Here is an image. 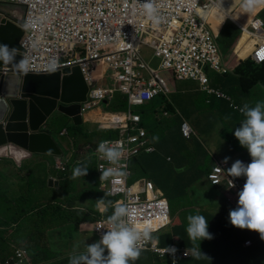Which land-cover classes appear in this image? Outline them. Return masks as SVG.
Here are the masks:
<instances>
[{
	"label": "clouds",
	"instance_id": "1",
	"mask_svg": "<svg viewBox=\"0 0 264 264\" xmlns=\"http://www.w3.org/2000/svg\"><path fill=\"white\" fill-rule=\"evenodd\" d=\"M122 1L124 3V6H122L124 16L113 24L92 33L96 39V52L99 57L93 59L94 57L91 58L90 55L89 64L84 65L80 58L87 56V51L84 45H80L77 50L82 51V54H77L71 58L76 64L51 73L29 72V61L26 58L27 51L22 45L26 36L24 25L28 4L0 2L1 6L15 9L13 13L0 10V22L6 18L14 20L25 31L20 42L24 49V58L17 62L16 67L18 69L4 68L5 73H7L6 71H13L23 75L27 73L53 74L78 67L89 86L87 100L82 103L81 107V124L76 125L71 117L56 110V113L68 118L72 125L82 127L83 134L76 138L71 135L67 128H64L59 133L60 137L66 139L62 143L54 134L56 123L52 119L55 113L44 129L56 140L61 154H32L30 151L12 144L2 147L0 150H12L15 147L16 150L23 151L26 154V157L21 160H18L12 153L0 154V171L5 173V181H11L17 176L16 179L19 185L22 178L28 174L30 166L27 162L38 155H49L51 158L49 162L50 171L47 175L51 188H59L60 177L64 173H66L69 181L70 179L75 180L81 176H87L89 168L83 163L89 157L95 161L96 174L99 180L96 190L92 189L90 192V201H84L82 204L74 201V207L65 205V211L82 212L94 219V221L83 220L77 227L83 230L91 229L87 226L93 223V232L87 234V239L95 235L98 240L89 244L82 239L80 247L77 246L73 250H69L66 255L63 252L65 248L61 247L62 243L56 241L62 255L54 262L44 260L36 263L34 257L30 255L26 248L17 247L15 250L17 251L16 257L1 258L0 264H62L61 262L68 258L69 264H134L140 258V255L141 260H144L147 254L150 257L149 264H258L256 263L257 258L251 256V254L244 259L241 255L247 251L252 254L256 253L248 249L252 247L262 249L258 242H264V101H257L255 104L251 103V105L235 101L229 93L227 94V91L222 90L220 81L223 80L222 78L234 77L230 75H233L236 69L247 61H251L257 66L264 65V15H262L264 6L252 16L253 11L264 4V0H240L238 6L241 11L240 19L236 20L233 16H227L218 32L213 29L208 17L214 9L220 10L216 7V4L223 6L224 0H172L170 7L167 6V0ZM169 13L178 16H193L198 22L202 23L205 31H209L214 37L219 51V66H212L207 62L202 65L196 76H185L181 73L178 68L181 51L174 47L177 29L174 24H170V26L167 24L166 14ZM247 20L249 23H247ZM229 22L239 30V35L229 48L224 49L220 43V36ZM246 34H248L250 40L254 41V46L246 57L240 58L236 50ZM144 46L151 48L154 51L155 58L160 60L157 69L152 68L142 59L141 49ZM118 54H126L132 60V64L125 65L121 69H114L113 67L117 65L108 57ZM12 58L7 46H0V60L8 62ZM141 65H144V68ZM185 65L189 64L184 62L183 67ZM206 69L217 73L219 77L217 79L209 78ZM48 70H56L55 61L48 65ZM162 72L169 73L170 80L177 82L191 81L197 84V89L194 90L195 100L192 105H182L178 102L179 98L175 99L177 106L170 102V98L177 96L178 91L177 88L173 90L169 87L168 80L162 75ZM137 81H142L143 83L138 85L147 90H157L146 102L139 104L134 103L131 97L135 95H132L133 93L139 92L140 88L135 85ZM124 86L128 89L125 90ZM261 87L262 83L260 84ZM237 89L241 91L240 87H237ZM117 95L126 98L128 110H105L104 106L107 105V102ZM160 97L165 101L162 115L155 109V105L151 108V103H154ZM212 97L229 103V108L242 115L243 119L239 124L240 126L235 128L234 134H231L229 130L232 128L225 129L229 127V124L218 110L219 108L215 107L216 105L209 107ZM139 107H147L148 115L152 113L154 115V118H150V120L160 124L161 129L169 124L168 122L172 123L178 116L181 118V135L185 138L186 145L190 142L195 145L196 150L194 152L198 156L193 157V151L186 155V162L194 164L195 172L190 173L187 180L181 181L178 187H174L176 197L186 200L189 196L190 186L204 179L211 187L223 194L230 204L231 207H228L222 202L223 208H225L223 209L226 216L225 220L219 221V218H214L211 215H202L199 209L194 211L199 214H189L187 216V226L185 225L186 222L180 221L178 218H171L169 198L165 197L162 186L172 188L171 183H177L176 179L178 177H184L182 172L178 173L180 175L174 174L173 176H169L168 171L165 172L164 183H161L162 186L160 187L148 177L140 178V176H137L134 161L141 155L159 154L161 147H164V144L158 146L154 144V140L160 137V134H156V138L152 141L149 133L151 122H148L146 127L142 126L141 114L133 111V108ZM187 108L192 109L187 110ZM176 109L179 113L176 112ZM95 112L100 113L97 118L87 117L90 113ZM211 113L214 115H211ZM206 117L209 118L210 123L216 124V127L222 125L219 129L228 130L231 134L229 138V133L228 135L222 133L223 137L228 136V139H224L221 144L226 152L225 157L221 156L220 153L219 156L211 153L212 143H214L213 137L221 132L216 130L215 127L213 128L215 131L211 130L206 134L205 130H202V127L206 124L204 121ZM87 123L93 126L95 123H99L100 127L97 130L88 132L84 127ZM102 130H116L118 134L116 137L105 134L107 138L98 140L99 142L95 145L88 143L84 150L85 156L81 159H72L73 153L76 152L72 149L73 146L75 147L74 143H76L77 148L80 138L92 139L95 136L99 137ZM185 130L187 134H185ZM202 133L206 134L207 137L202 136ZM204 138L212 146L208 145L207 147ZM195 139L199 141V145L194 142ZM201 139L204 142H201ZM128 140H132L129 143L132 149L131 153L133 150H136V152L130 153L128 158L123 160L127 168L122 170L112 166H101L99 168V159L106 161L109 165H119L123 157V149L118 142ZM179 140L181 141V139ZM175 141L178 144V140ZM175 141H171L169 136V139L165 142L166 144H174ZM80 150L79 148L78 152ZM190 154L191 156H189ZM166 156H169V154ZM5 161H8L7 165ZM167 161H171V158L167 157ZM52 162H54V165H52ZM2 163L6 167L2 168ZM203 167L206 168L207 173L199 179L197 178V172ZM185 168L186 166L181 171ZM215 168L221 169V179L216 182L217 184H214L210 179V174L214 172ZM133 178L136 179L134 182H132ZM183 182L187 183L182 184ZM233 182L244 183L243 188L238 193L231 188L234 187ZM189 184L186 193L183 194L181 191L185 189L183 186ZM24 191V189H20L17 197L21 196ZM98 192L104 193L109 198L110 205L105 204L103 197L95 202ZM62 194L63 197L60 199L64 201L73 197L68 198V193H57L56 196ZM168 196L173 197L171 193ZM149 202H151L155 216L153 219L144 220L136 209ZM207 206H209V203ZM93 210L98 211L99 214L93 213ZM134 210L137 213H134ZM109 212L112 214L107 216ZM177 219L179 220L178 223L176 222ZM65 225L67 224L64 223L61 229ZM223 227L227 232L226 238L222 232ZM167 228L169 231H164ZM174 229L182 231L181 235L178 236L179 239H173ZM70 233L67 235H70ZM212 233H220L221 236L213 237ZM233 233L240 236H235ZM81 235L83 236L84 232ZM184 235L187 236L188 240H182ZM162 239L166 241L164 244ZM205 239L211 241L203 246V240Z\"/></svg>",
	"mask_w": 264,
	"mask_h": 264
},
{
	"label": "built area",
	"instance_id": "2",
	"mask_svg": "<svg viewBox=\"0 0 264 264\" xmlns=\"http://www.w3.org/2000/svg\"><path fill=\"white\" fill-rule=\"evenodd\" d=\"M0 2L28 4L24 25L26 36L22 45L27 51L29 72L34 73H51L73 66L76 63L71 58L82 54V51L77 50L80 45H84L87 51V56L80 58V61L84 65H88L90 55L91 58L94 57L93 59L99 57L96 52V39L92 33L113 24L124 16L122 0H0ZM171 3L172 0H167L168 7L171 6ZM168 10L171 12L169 8ZM166 21L169 26L174 24L177 29L174 47L181 51L178 68L183 75L196 76L202 65L207 62L212 66H219V51L214 37L209 31H205L202 23L193 16H178L172 13L166 14ZM108 59L117 65L113 67L114 69H121L125 65L132 64V60L126 54L109 56ZM53 61L56 62V70L49 71L48 65ZM184 62L189 65L183 67ZM141 67L144 68V65ZM142 83V81L135 83L140 89L138 93H133L132 95H135L131 96L132 101L136 104L146 102L157 92V90L150 91L138 85ZM123 88L128 89L126 86ZM157 88L160 89L159 86ZM185 134H187L186 130ZM131 141L118 142L123 149V157L119 165H109L106 161L98 158L99 168L101 166L118 167L121 170L127 168L123 160L128 158L131 153L132 149L129 146ZM135 152L136 150H133L131 154ZM220 173L221 169L215 168L214 172L210 174V179L214 184L220 181ZM229 181L230 179L228 183ZM233 183L234 187L231 188L237 193L244 186V183ZM136 210L144 220L153 219L155 216L151 202L144 203L141 208ZM134 213L137 211L134 210Z\"/></svg>",
	"mask_w": 264,
	"mask_h": 264
},
{
	"label": "trees",
	"instance_id": "3",
	"mask_svg": "<svg viewBox=\"0 0 264 264\" xmlns=\"http://www.w3.org/2000/svg\"><path fill=\"white\" fill-rule=\"evenodd\" d=\"M264 15V12L262 13ZM239 35V30L234 27L230 22L224 27L221 36H220V43L221 46L224 49L229 48V46L232 44L233 41L238 37ZM239 45V49L237 50L239 57L244 58L246 57L247 53V42L243 41L241 39ZM233 78H237L238 86L241 88V91L245 94V97L250 96V92L252 90H257V88L262 89L264 87V65L257 66L251 61H247L245 63H242L236 71L234 72ZM235 78V79H236ZM225 80V78H222ZM221 79V80H222ZM262 83V87L260 88V84ZM256 88V89H255ZM232 95V94H230ZM224 103V104H223ZM153 108L154 103H151ZM216 105V106H215ZM225 105V107H223ZM229 103H225L223 100H217L214 99V97L211 98V105L209 107H217L219 108L218 110L221 112V114L224 116V118H227V113H234L235 117L231 116V120H233V129H229L231 134H234L235 128L239 127L240 122L242 121V115L239 114V112L234 111L232 108H228ZM170 109V107H168ZM105 110H114V111H127L128 110V103L125 97H122V95H117L114 97V99L109 100L107 102V105L104 106ZM228 109V110H227ZM224 110V112H223ZM236 112V113H235ZM211 115H214L211 113ZM142 116V126H147L148 122H151V125L149 126V133L152 137V141L154 138H156V134H160V137H157L154 140L155 145H160V144H166L165 141L169 139V136L171 138V141L178 140V144L176 141L174 144L168 145L167 149L169 148H174V151H177L179 156L176 158H173V156H161V154H153V155H141L138 157L135 161V172L138 174L137 176H142L145 175L146 177L152 179L157 186H162L161 181L159 180L160 177L165 176V172H167L166 169L161 168L159 165V160L164 159L167 163L171 164L174 166H179L180 170L184 168V166L190 165L189 163L185 162L183 163L184 159L186 158V155L190 153V150H188L187 145H186V140L184 137L181 135L180 131V125H181V118L178 116L173 120V122H168L169 124H166L163 129L160 128V124H156V122L153 120L151 121L149 116L145 114H141ZM206 123V129L205 132L206 134L209 133L213 128L216 127V124H212L209 121V118L206 117L204 119ZM68 131L73 135L74 137H78L80 134H83V129L82 127H77V126H68L67 127ZM166 131V132H165ZM102 133L107 134L110 137H116L118 132L116 130L112 131H106L102 130ZM228 130H224L223 134L228 135ZM225 138H228V136H225ZM181 139V141L179 140ZM194 142L199 145V141L197 139L194 140ZM187 149V153L183 154V152ZM169 154V153H168ZM192 154V153H191ZM191 154L189 156H191ZM198 154L196 152H193V157H197ZM167 157L171 158V161H167ZM0 171V177L3 175L5 178V173ZM207 173L206 168L204 167L197 172V178H202L205 174ZM30 168L28 170V174L22 178V181H27L30 179ZM61 182H65L67 186L65 187V192L64 194H67L68 191L72 193H76L75 189L69 188L70 186L73 187L71 181H69L66 177V173L62 174L61 177ZM168 179V178H165ZM246 179V178H245ZM187 182H183L182 184H186ZM32 184V183H30ZM191 184V183H190ZM189 185H184L181 191L183 194L186 193L187 188L190 186ZM34 185V184H33ZM39 189L43 194H46L45 198L51 194V199L50 201H43L44 198H38L35 201L33 198L35 197H40L41 195H36L34 191L37 190V188L33 189V186L31 185L30 187H25L24 188V193L19 196V197H11L10 193L8 190L2 189L3 194L0 193V212L3 213L4 217L2 220H0V223L2 227L5 228V226L9 224H16L17 229H16V235L12 237V239H4L3 236L4 234H0V245L3 246V248L6 250V247L8 245L7 241H10L9 247L12 245H16L17 247H24L27 249V251L30 253L32 257H34V261L36 263H40L42 261H47V262H54L57 261V259L62 255L61 251L58 249V242H56L55 237L48 240L44 238L48 234V229H51L52 231L50 232V236L53 237V235L57 236V233H61L62 226L63 224L70 225V227L75 228V226H78L79 223L83 220H89V221H94L92 217H90L88 214L82 213V212H70V211H65V205L68 207H74L75 205V199L74 197H70L68 200L64 201L61 199H56V194L53 197V191L56 189L51 188L48 183V179L46 178L45 180L42 178V181L40 183ZM48 193V195H47ZM103 197L105 200V204H109V198L101 192H98L95 202L99 198ZM45 202V204H44ZM95 214H99L98 211H92ZM112 213L109 212L107 216H110ZM3 221V223H2ZM184 230V228H183ZM4 231V230H3ZM3 231H0L3 233ZM22 231H28L27 236H22L19 235ZM47 231V232H46ZM18 234V235H17ZM71 234V233H70ZM184 234V232H183ZM26 235V234H23ZM182 240H188L187 236L184 235L182 236ZM163 244L166 242L163 240ZM7 244V245H6ZM236 245L238 244L237 242L235 243ZM248 250H253L256 253H251L249 251L244 252L241 256L242 258H246L249 254L251 256H254L257 258L256 263L258 264H264V246L262 249L258 248H250ZM259 250V251H258ZM12 254H9L3 258H8L11 257ZM59 256V257H58ZM55 258V259H53ZM62 264L64 262H61Z\"/></svg>",
	"mask_w": 264,
	"mask_h": 264
},
{
	"label": "rangeland",
	"instance_id": "4",
	"mask_svg": "<svg viewBox=\"0 0 264 264\" xmlns=\"http://www.w3.org/2000/svg\"><path fill=\"white\" fill-rule=\"evenodd\" d=\"M0 10H7V11L13 13L15 9L12 7H6V6L0 5ZM141 57L152 68H154V69L158 68V66L160 64V60L155 58L154 51L151 48L144 46L141 49ZM206 74L211 79H217L219 77V75L217 73L211 71L210 69H206ZM162 75L168 80V85L173 90H174V88H181L184 85H190V84L194 83L191 81H189V82H177L175 80H170L171 77H170L169 73H167V72H162ZM194 84L197 85L196 83H194ZM238 91L241 95V102L244 104L248 103L249 105H251V103L255 104L257 101H264V87L262 89H257L255 91L250 92L249 98L245 97V94L242 91H240L239 89H238ZM184 97H185V95L181 96V98H184ZM177 98H178V96H174V97L170 98V102L172 104H174L175 106H177L175 103V99H177ZM154 105H155V109L158 111V113L162 115L163 108L165 107L164 99L161 97L157 98L154 102ZM191 109L192 108H187V110H191ZM147 110H148L147 107L133 108L134 112H137L140 114H145V115L149 116V118L153 119L154 118L153 113L148 115ZM176 112L179 113L178 109H176ZM53 120L56 123V128L54 130V134H55L56 138L59 139L63 143L66 139L64 137H60L59 133L62 129L67 128L68 126L69 127L72 126V122L68 118H66L65 116H63L59 113H56L53 116L52 121ZM99 125H100L99 123H95L94 126L87 123L86 125H84V127H85L86 131L92 132L94 130L99 129V127H100ZM221 126L222 125H218L216 127V130L221 132L217 135V138H216L217 142H221L222 133L225 129L232 128L231 126H229V127H226L225 129H222V128L219 129ZM202 136L207 137V135L203 134V133H202ZM106 138H107V136L105 135V133L100 134L99 137L95 136L92 139L80 138L81 140L77 143L78 147L76 148V143H74L75 147L73 146V148H72V149H74V151L76 150V152H74L72 155V159L83 158L85 156L84 150H85V147L87 146L88 143L95 145L96 143L99 142L98 140H103ZM204 140L206 141L207 147H208V145L212 146V145L208 144L207 139L204 138ZM204 140L201 139V142H204ZM187 146H188V150H190V151L194 152L196 150L195 145L191 142L188 143ZM79 148L81 150L78 152ZM69 149L71 150V148H69ZM218 151H219L221 156H224V157L226 156V152L223 149L222 145H220V144H219V150ZM186 153H187V149L183 152V154H186ZM169 155L173 156V158H176L177 156H179L177 151H173V152L169 153ZM39 159H41V160L38 161ZM50 159L51 158L49 157V155H42V156L38 155L33 160L27 162V163H29L28 165L30 166L31 178L28 179L27 181H21L19 183V185H18V182L16 179L17 176H15L13 180L8 181V182L5 181L4 176H1L0 193L3 194L2 189H5V190L9 191L11 197H17L19 195L20 189H24L25 187L28 188L32 185L33 189L37 188V190L34 191V193L36 195L42 194L40 197L33 198L34 201L38 198H44L43 201H47V200L50 201L51 194L48 195V193H47L48 196L45 198L46 194H43V192H41L39 189L42 178L45 180L47 178L49 171H50V167H49ZM185 162H186V158L184 159L183 163H185ZM83 164H86L87 167L89 168L88 175L85 177L81 176L75 180L70 179V181H71L70 185L72 184L73 187L70 186L69 188L75 189L76 193L74 194V193L68 191V195H67L68 198L70 196H73L75 201L78 204H82L84 201H90L91 200L90 199V192L92 191V189L96 190V188L99 185V180H98V176L96 174L94 159L89 157V159L86 160ZM52 165H54V162H52ZM169 165H171V164H169ZM171 167L175 171V174H177V175H180L178 173H181V172L183 173V175H186L189 172L190 173L195 172L194 171L195 170L194 164H190V165L186 166V168L183 171L180 170V167L178 165L177 166L172 165ZM53 170L55 171L54 167H53ZM141 177H146V173H145V175L140 176V178ZM135 180L136 179L133 178L132 182H134ZM159 180L162 183H164L163 177H160ZM30 183H32V184H30ZM61 186H62V188L59 187L58 189L53 191V194H52L53 197L55 196L56 192L61 194V193H64L66 191L65 187L67 186V184L65 182H62ZM19 187H20V189H19ZM162 188L165 192V197L169 198V204H170V209H171V214H170L171 218H174V219L178 218L180 221L186 222L185 223L186 226H187V216L189 214H193V215L199 214L197 212H194L197 209V207H201L202 215H206V212L204 211L203 204L209 203V205H213L214 204V198L223 202L226 206L231 207L230 204L224 198L223 194H221L218 190H215L213 187L210 186L209 183L204 182V181H198L197 183H194L190 186L189 196L187 197L186 200H181V199L177 198L176 192L173 188L168 187V186L167 187L162 186ZM169 193H171L173 197L170 198L168 196ZM62 197H63V194L58 195L56 197V199H60ZM44 204H45V202H44ZM3 217H4L3 213L0 212V220H2ZM2 223H3V221H2ZM87 227H89L91 229L83 230L82 228H78L77 226H75V228H73V227H70V225H65L63 227V229H61L62 232L57 233L56 234L57 236L53 235V237L50 236V232H49L52 230L48 229L47 230L48 234L44 238L50 240V239L55 237L56 241L62 243L61 247L65 248L63 252L66 255L69 252V250H73L77 246L80 247V242L82 241V239L86 238L87 234L93 232V223ZM16 229H17L16 224H9V225L5 226V228H4V227H2V225L0 223V231L4 230L3 233L0 232V234H4V236H3L4 239H6V238L12 239V237L15 236L17 233ZM164 231L168 232L169 229L167 228ZM69 232H71V234L67 235ZM82 232H84L83 236L81 235ZM23 234H26V235H23ZM28 234H29L28 231H22L21 233H19V235H22V236H27ZM212 234H213V237L221 236L220 233H212ZM90 238H91L90 241L87 240V243H89V244L98 240V238L95 237V235L90 236ZM209 241H211V240H207V239L203 240V243H204L203 246H206L209 243ZM7 243H8V245H10L11 242L7 241ZM8 245L5 246L6 250L3 248L2 245H0V259L9 255V254H12L11 257H16L17 251H15V250H16L17 246L12 245L9 247Z\"/></svg>",
	"mask_w": 264,
	"mask_h": 264
},
{
	"label": "water",
	"instance_id": "5",
	"mask_svg": "<svg viewBox=\"0 0 264 264\" xmlns=\"http://www.w3.org/2000/svg\"><path fill=\"white\" fill-rule=\"evenodd\" d=\"M24 33L14 20L0 22V46H7L13 57L0 60V148L12 144L32 154L60 155L56 140L44 127L56 110L81 124L89 86L78 67L53 74L5 73L4 68L18 69L17 62L24 58L20 43Z\"/></svg>",
	"mask_w": 264,
	"mask_h": 264
},
{
	"label": "crops",
	"instance_id": "6",
	"mask_svg": "<svg viewBox=\"0 0 264 264\" xmlns=\"http://www.w3.org/2000/svg\"><path fill=\"white\" fill-rule=\"evenodd\" d=\"M236 10V9H235ZM233 14V13H232ZM227 15H229V14H227ZM224 23V22H223ZM222 23V24H223ZM222 24H221V26H222ZM220 26V27H221ZM220 27H219V29H220ZM219 29H218V31H219ZM220 87L222 88V90H225V91H227V94L229 93V95L230 94H232V95H230L235 101H241V95H240V93H239V91H238V89H237V86H238V82H237V80L236 79H234L233 77H229V78H227V79H225V80H222V81H220ZM183 88V89H182ZM197 89V85H195L194 83L193 84H190V85H184V86H182L181 88H177V91H178V94H177V96H178V98H179V100H178V102L179 103H181L182 105H192V103L194 102V100H195V96H194V90H196ZM183 95H185V97L184 98H181V96H183ZM224 104V103H223ZM223 107H225V105H223ZM229 108V107H228ZM228 110V109H227ZM223 112H224V110H223ZM236 113V112H235ZM234 113H227V118H226V120H227V123L229 124V126H231L232 127V129H233V120H231L230 118H232L231 116H233V117H235V115H233ZM204 129H206V124L202 127V130H204ZM213 131H215V130H213ZM218 135V134H217ZM217 135H214V137H213V140H214V143H212V148H211V153H212V155H215V156H219V144L221 145L222 143H223V140L224 139H228V138H225V137H221V142H217L216 141V138H217ZM231 137V134L229 133V138ZM168 145H170V144H167V145H165L164 144V147H167ZM163 146L161 147V150H160V152H159V154H161V156H163V157H165L168 153H171V152H173L174 151V148H169V149H167V148H164ZM5 163H6V165H7V163H8V161H5ZM2 165V168H4V167H6V165L4 164V163H2L1 164ZM159 165H160V167L161 168H164V169H166L168 172H169V176H173L174 174H175V171L172 169V167H170V165L166 162V161H164V159L162 160V159H160L159 160ZM0 168H1V166H0ZM189 174H190V172L189 173H187L186 175H184V177H178L176 180H177V183H171V186H172V188L174 189V187H178L180 184V182L181 181H183V180H187V178H188V176H189ZM202 181H204V182H206L204 179L202 180ZM177 195V194H176ZM182 195V194H181ZM203 206L204 207H206V208H204V211H206V214H208V215H211V216H213L214 218H219V221L220 220H225V212H222L223 211V209H225V208H223V205H222V202L221 201H219V200H217V199H215L214 198V204L213 205H209V206H207V204H203ZM197 209H199V210H201V207H197ZM222 212V213H221ZM176 222L178 223L179 222V220L177 219L176 220ZM230 229H231V227H230ZM235 230V229H234ZM174 232L176 233H174V237H173V239L175 240V239H179V235H181V233H182V231L180 230V229H174ZM222 232H223V234H224V236H225V238L227 237V232H226V230L224 229V227L222 228ZM235 236H240V235H238V234H236V233H233ZM91 238L89 237L88 239H87V237L86 238H84L83 240H85V242H87V240L89 241ZM172 239V240H173ZM259 244H260V246L263 248V246H264V242L263 241H260V242H258ZM150 257H149V255L147 254L146 256H145V258H144V260H141V255H140V258L138 259V260H136L135 262H137V264H149V259ZM65 264H69V258L68 259H64V261H63ZM135 262H134V264H135Z\"/></svg>",
	"mask_w": 264,
	"mask_h": 264
},
{
	"label": "bare ground",
	"instance_id": "7",
	"mask_svg": "<svg viewBox=\"0 0 264 264\" xmlns=\"http://www.w3.org/2000/svg\"><path fill=\"white\" fill-rule=\"evenodd\" d=\"M240 3V0H224L222 3L223 6L220 4H216V7L220 8L214 9L211 14L208 17L209 22L212 24L213 29L218 32L219 27L221 24L225 21L227 16H233L236 18V20L240 19V8L238 7ZM264 4L258 6L252 13V16L255 14L256 11H258ZM236 9V10H235ZM6 11V10H5ZM233 13V14H232ZM229 14V15H227ZM247 23L249 21L247 20ZM221 28V27H220ZM220 30V29H219ZM243 41L247 42V53L246 55L253 49L254 41L249 39L248 34H246L243 38ZM239 49V45L237 46V50ZM236 50V51H237ZM99 112L90 113L87 117H94L97 118L99 115ZM17 148H13L12 150L7 149H1L0 154L7 155L12 153L18 160H21L22 158L26 157V154L23 151L16 150Z\"/></svg>",
	"mask_w": 264,
	"mask_h": 264
}]
</instances>
